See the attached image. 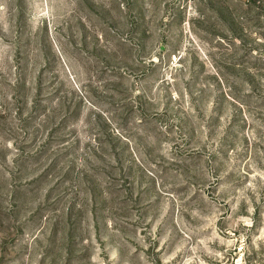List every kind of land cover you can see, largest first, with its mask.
<instances>
[{"label": "rangeland", "instance_id": "rangeland-1", "mask_svg": "<svg viewBox=\"0 0 264 264\" xmlns=\"http://www.w3.org/2000/svg\"><path fill=\"white\" fill-rule=\"evenodd\" d=\"M0 264H264V0H0Z\"/></svg>", "mask_w": 264, "mask_h": 264}]
</instances>
